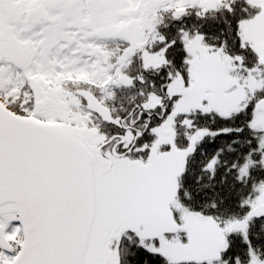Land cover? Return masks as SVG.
<instances>
[{"label":"snow or ice","instance_id":"snow-or-ice-1","mask_svg":"<svg viewBox=\"0 0 264 264\" xmlns=\"http://www.w3.org/2000/svg\"><path fill=\"white\" fill-rule=\"evenodd\" d=\"M0 264H264V0H0Z\"/></svg>","mask_w":264,"mask_h":264}]
</instances>
